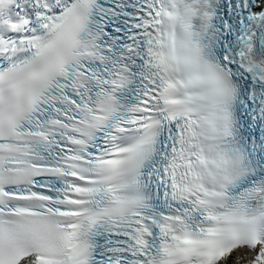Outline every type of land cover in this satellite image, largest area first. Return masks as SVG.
Here are the masks:
<instances>
[{"label":"snow or ice","instance_id":"1","mask_svg":"<svg viewBox=\"0 0 264 264\" xmlns=\"http://www.w3.org/2000/svg\"><path fill=\"white\" fill-rule=\"evenodd\" d=\"M0 264H264V0H0Z\"/></svg>","mask_w":264,"mask_h":264},{"label":"bare ground","instance_id":"2","mask_svg":"<svg viewBox=\"0 0 264 264\" xmlns=\"http://www.w3.org/2000/svg\"><path fill=\"white\" fill-rule=\"evenodd\" d=\"M235 258H236V257H234V256L232 257V259H235Z\"/></svg>","mask_w":264,"mask_h":264}]
</instances>
